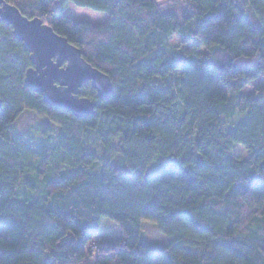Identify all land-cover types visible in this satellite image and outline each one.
Masks as SVG:
<instances>
[{"label": "trees", "instance_id": "trees-1", "mask_svg": "<svg viewBox=\"0 0 264 264\" xmlns=\"http://www.w3.org/2000/svg\"><path fill=\"white\" fill-rule=\"evenodd\" d=\"M4 1L78 48L112 92L85 83V119L48 107L0 23V264H264V0H71L105 13L98 25L65 15L70 0ZM23 112L58 126L53 143L12 132ZM145 221L166 245L145 239Z\"/></svg>", "mask_w": 264, "mask_h": 264}, {"label": "water", "instance_id": "water-1", "mask_svg": "<svg viewBox=\"0 0 264 264\" xmlns=\"http://www.w3.org/2000/svg\"><path fill=\"white\" fill-rule=\"evenodd\" d=\"M0 23L12 29L13 38L29 53L31 66L25 71L24 87L41 94L48 107L85 119L94 115L95 104L81 96L84 84L89 83L100 100L112 92L109 77L92 68L78 48L38 17L24 16L16 6L0 0Z\"/></svg>", "mask_w": 264, "mask_h": 264}, {"label": "rangeland", "instance_id": "rangeland-1", "mask_svg": "<svg viewBox=\"0 0 264 264\" xmlns=\"http://www.w3.org/2000/svg\"><path fill=\"white\" fill-rule=\"evenodd\" d=\"M158 1V4L165 7L170 4H174L175 7H178L180 4H182V7L185 5L183 0H156ZM183 2V3H182ZM74 5V4H72ZM65 15H67L69 18L73 19L76 22L85 21L90 24L98 25L103 23V21L106 18L105 13L90 11L84 8H78L74 5V7H67L65 9ZM45 23V22H43ZM179 38L174 36L170 40V44L172 46H176V42H178ZM244 60V59H239ZM258 82V81H257ZM247 91H251V88H246ZM12 132L14 134H21L25 133L29 135L32 139H34L37 142H43V140L46 143H53V139L57 133H59L58 126L55 124H52L51 122L45 120L44 118H38L36 115H34L32 112H23L20 114V116L14 121L12 124ZM53 137V138H52ZM52 138V139H51ZM235 154L238 158L245 156V150L242 149V147L237 148L235 151ZM164 159L157 158L153 162V166L150 167L147 170L148 175H152L158 167L164 164ZM156 165V166H155ZM154 171L152 169L154 168ZM70 172L68 169L64 171V173ZM100 224V232L102 233V236L106 239H109L111 242L120 243L121 242V234L118 231V227L114 221H110L106 218L101 219ZM141 231H143V235L145 239L152 243L155 247H163L168 243L167 239L157 230L155 225L149 223V222H143L141 224ZM94 241V240H93ZM91 242V244L93 243Z\"/></svg>", "mask_w": 264, "mask_h": 264}, {"label": "clouds", "instance_id": "clouds-1", "mask_svg": "<svg viewBox=\"0 0 264 264\" xmlns=\"http://www.w3.org/2000/svg\"><path fill=\"white\" fill-rule=\"evenodd\" d=\"M69 7H74V5H72L71 4V0H70V2H69V5H68Z\"/></svg>", "mask_w": 264, "mask_h": 264}]
</instances>
